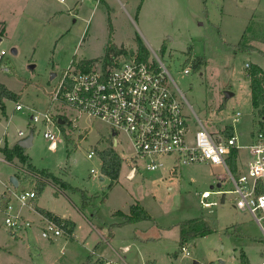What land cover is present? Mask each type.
<instances>
[{"label": "rangeland", "instance_id": "obj_1", "mask_svg": "<svg viewBox=\"0 0 264 264\" xmlns=\"http://www.w3.org/2000/svg\"><path fill=\"white\" fill-rule=\"evenodd\" d=\"M109 17L115 30L114 44L129 53L116 56L119 63L136 57L142 42L150 59L159 65L158 59L163 62L195 113L214 131L231 125L237 112L242 117L234 124V131L242 145H248L256 130V112L246 76L248 65H258L264 72V0H0V51L8 52L3 64L9 67V71L0 68V82L20 96V101H6L8 118L0 113V138L8 133L9 139L14 140L20 130L29 134L31 125L35 126L33 146L26 150L31 164L65 179L91 197L90 206L85 209L87 221L76 207L82 206L81 193L69 191L68 198L62 195L55 205L52 186L41 195L46 207L56 206L64 213L67 209L73 211L78 223L75 241L68 236L48 241L35 228L32 236L30 233L16 238L5 230L2 210L6 204L1 198L0 264H84L95 255L124 264L116 253L125 255L129 264H154L150 260L156 264H240L241 250L252 264H263L264 221L259 224L252 215L236 210L235 195L230 193L225 203L212 209L201 205L202 193L206 191L234 189L223 166L183 165L171 171L174 159L163 158V166L157 171L138 169L130 178L132 142L125 134L114 137L107 123L81 116L79 128L64 124L67 135L58 128L62 141L56 150H51L44 138L43 125H30L31 110L42 111L48 105V92L55 84L53 73L59 74L74 60L92 61L93 68L100 66L109 39ZM241 41L254 50H230ZM164 44L166 50L162 52ZM13 49L17 50L16 55ZM198 62L202 65L195 72ZM31 66L35 68L30 69ZM186 66L192 67L190 74L183 72ZM173 90L176 92L174 86ZM180 99L194 118L185 100ZM223 103L225 108L220 109ZM17 104L24 106L22 112L16 111ZM115 139L118 145L114 149L123 159V166L119 183L112 190L109 177L100 180L102 161L97 151L114 146ZM91 152L96 155L89 159ZM246 157L244 150L241 158ZM17 165L8 164L0 152V196L15 176L21 179L17 190L31 189L36 183L24 172L28 165L20 166L19 160ZM106 194L108 198L101 202ZM221 197L214 195L209 201L218 202ZM13 199L11 204L17 209L18 203ZM135 203H140L153 221L114 228V238L105 240L108 229L120 220L112 216L114 211L128 212ZM24 210L29 213V209ZM200 217L217 231L189 241L191 258H184L178 225ZM136 229L147 230L149 238L141 240L140 234L142 238L137 239ZM126 246L131 251L123 254ZM175 253L179 255L177 260L171 259Z\"/></svg>", "mask_w": 264, "mask_h": 264}, {"label": "built area", "instance_id": "obj_2", "mask_svg": "<svg viewBox=\"0 0 264 264\" xmlns=\"http://www.w3.org/2000/svg\"><path fill=\"white\" fill-rule=\"evenodd\" d=\"M8 55L6 50L0 51V65L4 71L9 67L3 64ZM125 55H121L123 57ZM160 65L149 59L140 62L136 57L119 63L117 57L107 64L104 60L97 68H82L79 63H71L66 69L55 75L52 90L48 92L49 107L45 111H34L30 125L44 126L43 136L50 143V149H56L62 140L57 131L61 123L79 128L77 123L81 116L95 121L107 123L116 137L125 134L132 142L134 155L131 158L130 178L138 169L148 172L157 171L163 166V158H173L171 171L183 165H217L223 166L230 175L234 185L231 191H206L202 193L201 205L204 209H212L220 203L228 193L235 195L234 205L239 211L249 213L260 224L264 221V112L262 108L256 112V130L250 135L248 145H242L239 136L228 135V125L214 131L211 124H205L195 113L182 91L177 86L171 73L163 62ZM249 66V65H248ZM192 67L186 66L185 74H190ZM176 88V92L173 90ZM183 98L191 110L181 101ZM24 109L22 104L16 105V111ZM241 112L235 113L233 122L238 123ZM209 125L211 127H209ZM33 131L35 126H32ZM59 131V132H60ZM19 137L24 132L18 133ZM236 150V169L232 170L230 159ZM249 154L247 160L241 158V152ZM96 154L91 152L89 159ZM23 171V167L22 170ZM25 174L36 182L31 189H23L12 193L21 207H31L38 199L37 183L40 177L24 168ZM92 174L97 175L96 171ZM237 174L238 176H235ZM214 195L222 196L220 201H209ZM6 203L5 230L20 235L33 227L31 220L16 212L11 204ZM67 220L60 223L43 217L39 227L41 235L48 241L70 236L71 226ZM126 248L125 250H127ZM181 253L190 257L187 243L180 246ZM124 264H129L123 261ZM92 264H118L101 260ZM264 264V263H263Z\"/></svg>", "mask_w": 264, "mask_h": 264}, {"label": "trees", "instance_id": "obj_3", "mask_svg": "<svg viewBox=\"0 0 264 264\" xmlns=\"http://www.w3.org/2000/svg\"><path fill=\"white\" fill-rule=\"evenodd\" d=\"M115 34L114 25L112 22L111 17H109V39L108 43L106 45V55L104 57V61L109 64L112 62L113 57L125 55L127 56L129 53L124 47L119 48L117 45L113 42V37ZM251 49L253 51L254 49L250 47L249 45L244 44L243 41L236 47H232L230 50L235 53L237 52H250L248 49ZM166 50V45L164 44L162 46V52ZM137 59L140 62H147L150 59V52L147 50V48L142 44V42H139V46L136 53ZM200 60H202L200 58ZM76 60L73 61L75 63ZM93 64L92 61H80L79 65L84 69H90L91 65ZM202 63L198 62L194 66L193 70L197 72ZM250 70L247 72L246 79L250 81V89H251V96H252V105L255 110V112L258 111V109L262 108L261 114L264 112V72L263 69L258 65H249ZM1 68V65H0ZM20 96L13 91H11L6 85L3 83H0V109L2 112H5V100H19ZM225 104L223 103L220 107V109L225 108ZM227 134L233 135L234 130L232 127H227ZM1 152L3 153L5 160L10 163L14 164L15 160H19L22 165H28V169L38 175L40 177V180H38L37 183V192L39 195H42L45 188L49 185H53L56 189L55 196L58 197L62 191H72L74 193H81L82 194V206L81 209H86L90 206V198L87 197L84 191L74 188L71 186L68 182L60 179L59 177L55 176L54 174L48 172V171H40L35 169V167L31 164L30 158L25 154V150L20 147L19 145H15L13 148H9L8 146L1 149ZM96 154V153H95ZM97 155L102 161V174L109 177L112 181L111 185L109 186L110 189L114 187L115 184L118 183L121 169H122V159L120 155L114 150L113 147H108L107 149H104L102 151H97ZM238 155V152L236 150L233 151L231 159H230V165L232 170L236 169V157ZM20 170L22 167H19ZM107 195V194H106ZM106 195H104L102 202L105 200ZM38 212L45 218L50 219L52 221H55L57 223L62 222L64 219L61 217L48 212L44 209L37 208ZM116 216H119L123 219V222L119 225H128V224H136L139 222L144 221H153V218L148 213L145 208L140 205V203H136L131 206L129 214H125L121 211H118L115 213ZM67 224H69L71 227L73 226L72 223L69 221H66ZM179 245L182 246L189 241L195 240L200 237L207 236L211 233H214L217 231V229L204 217H200L197 219H191L187 221L181 222L179 225ZM73 231V228H71V233ZM228 235H232L229 231H226ZM112 237V234H109L108 239ZM97 246L95 250L98 248ZM178 254L175 253L174 257H177ZM93 256H89L84 264H92ZM240 264H251L246 254L241 251L240 252Z\"/></svg>", "mask_w": 264, "mask_h": 264}, {"label": "crops", "instance_id": "obj_4", "mask_svg": "<svg viewBox=\"0 0 264 264\" xmlns=\"http://www.w3.org/2000/svg\"><path fill=\"white\" fill-rule=\"evenodd\" d=\"M62 3H64L65 2V0H60ZM56 15H57V13H56ZM119 48H121V46L120 45H117ZM76 50H77V48H76ZM80 62V61H79ZM79 62H77V61H75V63H79ZM72 63V62H71ZM70 63V64H71ZM68 67V66H67ZM66 69V68H65ZM55 78V77H54ZM249 82V85H250V81H248ZM1 83V82H0ZM4 84V83H3ZM4 85H6V84H4ZM251 98H252V96H251ZM6 101H8V100H5V103H6ZM20 101V100H19ZM49 107V102H48V105H47V107L44 109V110H42V111H45L47 108ZM24 110V109H23ZM22 110V111H23ZM22 111H20V112H22ZM32 111V113H34V111H38L37 109H32L31 110ZM0 113L2 114V115H5L7 118H8V116L6 115V112H2V110L0 109ZM33 115V114H32ZM31 115V116H32ZM233 125L234 124H236V123H232ZM231 124V125H232ZM234 127V126H233ZM61 129L63 130V132L65 133V135H67L66 134V132H65V128H64V125H63V123H61ZM20 131H22V132H24L23 130H20ZM19 131V132H20ZM18 132V133H19ZM236 134V133H235ZM237 135V134H236ZM17 136V138H15L14 140H11V139H9V136H8V133H5L4 135H3V137L2 138H0V152H1V149H3L4 147H6V146H8L9 148H13L15 145H18V143L21 141V140H23L25 137H27L28 136V133L27 134H25L24 133V136L23 137H19L18 136V134L16 135ZM241 136H243V134H241ZM67 137V136H66ZM67 139L70 141V138L69 137H67ZM239 139H240V137H239ZM67 140V141H68ZM9 141H11V143H9ZM33 141H34V139H33ZM240 141V140H239ZM241 143V142H240ZM117 145H118V140L117 139H115L114 140V146H112L113 148L115 147H117ZM33 146V145H32ZM31 146V147H32ZM29 149V148H28ZM27 150V149H26ZM25 150V154L28 156V154H27V151ZM51 150H56V149H51ZM115 150V149H114ZM116 151V150H115ZM244 151V150H243ZM117 152V151H116ZM118 153V152H117ZM242 153V152H241ZM240 153V154H241ZM3 154V153H2ZM29 157V156H28ZM121 157V156H120ZM133 157V156H132ZM131 157V158H132ZM249 157V154H248V152H247V157H246V159H244V161L245 160H247V158ZM3 158H4V160H5V157H4V155H3ZM131 158H130V164H131ZM122 159V158H121ZM6 161V160H5ZM17 161L18 160H15V162H14V164H10V163H8L7 161V163L8 164H10V165H12V166H19V165H17ZM243 161V160H242ZM31 162V161H30ZM19 164H21L20 162H19ZM122 166H123V159H122ZM122 170V169H121ZM103 175V174H102ZM13 176H15V175H13ZM120 176H121V173H120ZM105 175H103V177H101L100 178V180L103 182L104 180H105ZM15 178H16V176H15ZM60 178V177H59ZM12 179V178H11ZM11 179H10V182H9V184L7 185V189L2 193V195L0 196V199L1 198H3V200L5 201V204L8 202V201H10V196L12 197V193H14V192H18V191H20V190H17V189H19V187H20V181H21V179L19 178H16L17 180H18V182H19V185H18V187H15L12 183H11ZM60 179H62V180H64L65 181V179H63V178H60ZM103 179V180H102ZM119 179H120V177H119ZM118 183H119V181H118ZM49 186H52L53 188H54V191H53V195H54V197H55V201H54V205L58 202V201H60L61 200V196L62 195H65V196H67L68 195V192L69 191H62L61 192V194L58 196V197H56L55 196V192H56V189H55V187L53 186V185H49ZM48 187V186H47ZM46 187V188H47ZM220 187H221V185H220ZM45 188V189H46ZM113 190V189H112ZM111 190V191H112ZM6 193H8V194H6ZM70 193V192H69ZM6 194V195H5ZM88 195V194H87ZM90 195V194H89ZM87 196L88 198H91L90 196ZM39 196H41V195H39ZM108 196L109 195H106V198H108ZM13 198V197H12ZM67 198H68V196H67ZM105 198V199H106ZM14 200V199H13ZM16 200V199H15ZM12 201V200H11ZM225 201H226V196H225ZM102 202V201H101ZM18 203V202H17ZM136 204V203H135ZM223 204V203H222ZM134 205V204H133ZM6 206V205H5ZM4 206V207H5ZM76 206V205H75ZM77 207V209L80 211V213L84 216V218H86V220L88 221V218L86 217V210L85 209H79L78 208V206H76ZM234 208H235V205L233 206ZM15 208V210H16V212H18L19 214H21L22 216H24L25 217V219H28V220H31L32 222H33V227L31 228V229H28V230H26L25 232H23V233H21L20 235H15V237L16 238H24L23 236H27V234H30L31 233V236H32V230L35 228V229H38V230H40L39 229V227L42 225V220H43V216L38 212V210H37V208H41V209H44V210H46V211H48V212H51V213H53V214H55V215H57V216H59V217H61L62 219H65V220H67V221H69L70 223H72V228H73V231H72V233H70V236H68V237H70V238H72V240L73 241H75L76 240V237H75V235H76V229H78V223H77V221H76V219L74 218V216H73V214H72V212L73 211H69L68 212V209L66 210V212L64 213V212H61L56 206H54L53 208H51V207H46L45 206V204H44V202L42 201V196H41V198L39 197L38 198V200H37V202L33 205V206H31V207H21L19 204H18V207H17V209H16V207H14ZM24 208H27V209H29V210H26V211H29V213H25L24 211ZM236 209V208H235ZM3 210H4V208H3ZM2 210V211H3ZM146 210V209H145ZM237 210V209H236ZM118 211H121V212H123V213H125V214H129V212H130V210L128 211V212H125V211H122V210H118ZM118 211H114V213H113V217L114 218H118V219H120V220H118V221H116V222H114L115 223V226L114 227H112V228H109L108 229V233L104 236L105 237V240H107L108 239V237H109V234H112V237L111 238H114V236H115V234H114V232H113V229L114 228H120V227H123V225H119V224H121L122 222H123V219L121 218V217H119V216H116L115 215V213L116 212H118ZM239 211V210H238ZM23 212H24V214H23ZM212 212V211H211ZM240 212H242V211H240ZM149 213V212H148ZM245 213V212H244ZM150 214V213H149ZM245 214H249V213H245ZM36 215H38V218H35V216ZM151 215V214H150ZM27 216V217H26ZM152 217V216H151ZM153 218V217H152ZM154 219V218H153ZM37 221L36 223L34 222V221ZM191 220V219H190ZM145 222V221H144ZM150 222V221H149ZM113 223V224H114ZM140 223V222H139ZM124 226H126V225H124ZM141 231V232H140ZM136 233H138V234H136V236H137V239H141V238H139V236L138 235H143V238L141 239V240H146V239H148L149 238V236H148V233H147V230L146 231H144V230H140V229H136ZM144 233V234H143ZM136 236H135V238H136ZM66 237V236H65ZM62 238V237H61ZM110 238V239H111ZM54 241V240H53ZM137 244V243H136ZM136 244H133V245H136ZM99 246V245H98ZM97 247V246H96ZM126 248H128L127 250H125ZM131 251V247L130 246H126L123 250H122V252H123V254H127L128 252H130ZM241 251H243V250H241ZM240 251V252H241ZM244 253H245V251H243ZM117 255H118V257H119V259L121 260V261H125V262H127V259H126V256L124 255H121V254H118V253H116ZM246 254V253H245ZM246 256H247V254H246ZM174 255H172V257H171V259H175V260H177L178 258H179V255L177 256V257H174ZM183 257L184 258H188V257H185L184 255H183ZM248 257V256H247ZM189 258H191V256L189 257ZM248 259H249V261H250V263L252 264V262H251V260H250V258L248 257ZM92 260H93V263L94 262H96L97 260L98 261H101V260H108V261H113V262H116V260H109L108 258H106V257H104V256H101V255H95V256H93V258H92ZM150 261H153L154 262V264H156V261H154V260H150ZM148 262V261H147ZM239 262H240V260H239ZM128 263V262H127Z\"/></svg>", "mask_w": 264, "mask_h": 264}, {"label": "water", "instance_id": "obj_5", "mask_svg": "<svg viewBox=\"0 0 264 264\" xmlns=\"http://www.w3.org/2000/svg\"><path fill=\"white\" fill-rule=\"evenodd\" d=\"M12 53L16 55V54H17V50L13 49V50H12ZM34 68H35L34 66H31V67H30V69H34ZM55 75H56V74L53 73V74L51 75V79H54ZM227 95H228V97L231 96L230 93H227ZM60 123H62V122L60 121ZM33 139H34V131L31 130V131L29 132L28 136L25 137L23 140H21V141L18 143V145H19L20 147H22L24 150H26V149L30 148V147L33 145ZM102 180H103V179H102ZM11 183H12L15 187H18V185H19V182H18V180H17L15 177H13V178L11 179ZM219 187H220V185H219ZM222 203H225V195L223 196ZM194 264H198V262H194ZM220 264H225V262H224V261H220Z\"/></svg>", "mask_w": 264, "mask_h": 264}]
</instances>
